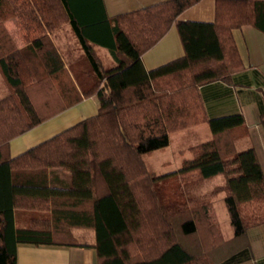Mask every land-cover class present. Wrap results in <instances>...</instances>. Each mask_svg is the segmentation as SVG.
I'll use <instances>...</instances> for the list:
<instances>
[{"label":"trees","instance_id":"16d2710c","mask_svg":"<svg viewBox=\"0 0 264 264\" xmlns=\"http://www.w3.org/2000/svg\"><path fill=\"white\" fill-rule=\"evenodd\" d=\"M199 1L111 17L104 0H0V70L11 89L0 98V264H17L18 243L92 247L98 264H231L248 248V230L264 224V171L244 115L210 118L200 87L243 68L233 30L264 32V0H216L214 21L179 19ZM14 17L26 30L21 48L5 26ZM65 23L85 52L86 79L72 75L51 37ZM173 25L184 55L147 69L142 55ZM93 95L95 114L11 155L13 138ZM203 123L212 137L181 149L178 170L149 169L146 155L166 148L171 133ZM58 169L70 180L51 184ZM218 174L224 183L186 194L185 184ZM220 193L231 239L213 215ZM18 209L36 212L26 227L15 226Z\"/></svg>","mask_w":264,"mask_h":264},{"label":"crops","instance_id":"0c3cea01","mask_svg":"<svg viewBox=\"0 0 264 264\" xmlns=\"http://www.w3.org/2000/svg\"><path fill=\"white\" fill-rule=\"evenodd\" d=\"M161 1L164 0H104V3L108 15L112 17ZM215 15L216 0H200L184 10L179 19L214 21ZM5 26L19 48L28 43L26 30L19 18L5 20ZM233 34L243 60V68L232 75V81L217 80L205 84L200 87V92L210 118L236 112L244 115L249 127V142L255 146L264 171V128L260 123L261 112L264 111V32L255 26L244 25L234 29ZM75 35L69 23L51 33L66 67L74 77L83 80L88 77V64H86V55L79 38L77 35L75 38ZM96 47L100 54L102 52L103 55H110L111 58H108L111 64H115L107 47L101 45ZM184 53L185 49L179 31L177 26L173 25L153 47L142 55V60L147 69H153L183 56ZM10 92L11 89L0 70V98ZM98 106L97 96L84 97L79 103L13 138L10 141L11 155L16 156L79 120L95 114ZM200 125L182 131H191ZM170 143L171 140L169 145ZM188 146L190 145L181 149ZM168 162V160L164 161L165 164ZM49 176L51 184H60L70 180L69 173L62 169L49 170ZM34 213L36 212L16 210L15 226L17 228L26 227L29 224L30 215ZM74 232L87 237L93 235V230L87 228H75ZM230 234V237H224L231 239L235 232L231 231ZM246 239L249 242L248 248L231 264H264V224L250 228ZM17 264H98V260L97 252L92 247L18 243Z\"/></svg>","mask_w":264,"mask_h":264},{"label":"rangeland","instance_id":"374dc122","mask_svg":"<svg viewBox=\"0 0 264 264\" xmlns=\"http://www.w3.org/2000/svg\"><path fill=\"white\" fill-rule=\"evenodd\" d=\"M101 57H103L104 62L107 66L112 65L109 59L111 58L110 55L106 56L102 54ZM211 137H212V131L209 123H203L196 129H193L191 131L186 130V131L174 132L171 134V139H170L171 143L169 146L161 150H156L149 155H146L147 165L149 169L154 170L159 174L165 173L167 171L175 170L180 167V163L182 159V153L180 149L182 147H186L187 145H192L198 142L208 140ZM186 155L188 156L189 153H186ZM167 160L169 162L165 164L164 161ZM225 180H226L225 174H218L200 181L187 183L185 184L184 189L188 196L202 195L211 191L216 185L224 183ZM213 215L218 221L223 235L225 237H230L231 235L230 233L231 231H234V229L230 222L229 212L223 201L222 193L218 194L215 198Z\"/></svg>","mask_w":264,"mask_h":264}]
</instances>
